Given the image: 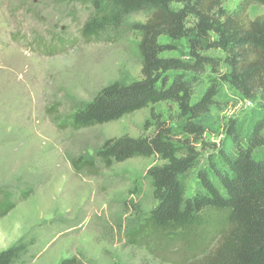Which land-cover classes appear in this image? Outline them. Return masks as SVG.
Instances as JSON below:
<instances>
[{
    "label": "rangeland",
    "instance_id": "1",
    "mask_svg": "<svg viewBox=\"0 0 264 264\" xmlns=\"http://www.w3.org/2000/svg\"><path fill=\"white\" fill-rule=\"evenodd\" d=\"M241 1L223 0L222 7L232 12ZM91 12L80 0H0V196L13 204L0 215V252L24 244L26 254L13 264L72 257L79 264H191L201 253L190 258L182 247L151 237L131 242L156 205L147 168L161 161L133 157L106 167L97 156L106 139L149 134L145 122L152 109L178 139L189 137L177 106L160 102L101 125H69L70 115L102 87L141 77L135 25L151 11L131 13L119 29L84 40L80 29ZM247 14L264 15V7L252 3ZM174 44L166 55L192 62L187 40ZM205 54L219 64L195 74L193 102L209 87L215 91V103L198 121L206 129L205 143L195 144L203 167L216 155L212 145L221 142L228 121L264 111L263 99L243 97L226 80L223 51ZM188 183L191 194L195 178Z\"/></svg>",
    "mask_w": 264,
    "mask_h": 264
},
{
    "label": "trees",
    "instance_id": "2",
    "mask_svg": "<svg viewBox=\"0 0 264 264\" xmlns=\"http://www.w3.org/2000/svg\"><path fill=\"white\" fill-rule=\"evenodd\" d=\"M80 1L92 7L80 29L84 40L119 29L131 13L151 12L135 25L141 77L102 87L70 115L69 125H101L171 102L189 136L178 139L171 123L152 109L145 122L146 130L152 129L149 134L109 138L97 149L106 167L133 157L161 161L147 168L156 205L133 230L131 242L151 237L171 249L182 247L190 258L201 253L191 264H264V156L258 155L264 148V111L228 121L223 139L212 145L216 155L203 167L195 144H203L206 129L198 121L215 103V91L209 87L193 102L195 74L204 65L215 69L219 64V59L205 54L210 49L224 52L226 80L234 89L245 98L264 100V15L250 19L247 14L250 4L264 7V0H242L232 12L222 7L223 0ZM181 39L187 40L192 62L166 55ZM193 177L195 187L188 194ZM6 196H0V215L13 207ZM26 252L24 244L9 247L0 252V264H13ZM58 264L79 262L72 257Z\"/></svg>",
    "mask_w": 264,
    "mask_h": 264
}]
</instances>
